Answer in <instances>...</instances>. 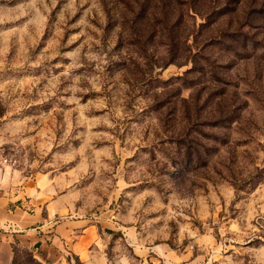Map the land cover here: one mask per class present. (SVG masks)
Listing matches in <instances>:
<instances>
[{"label": "rangeland", "instance_id": "374dc122", "mask_svg": "<svg viewBox=\"0 0 264 264\" xmlns=\"http://www.w3.org/2000/svg\"><path fill=\"white\" fill-rule=\"evenodd\" d=\"M0 190L62 264H264V0H0Z\"/></svg>", "mask_w": 264, "mask_h": 264}, {"label": "crops", "instance_id": "0c3cea01", "mask_svg": "<svg viewBox=\"0 0 264 264\" xmlns=\"http://www.w3.org/2000/svg\"><path fill=\"white\" fill-rule=\"evenodd\" d=\"M21 198L19 193L0 190V264H15L21 252L40 264H62L56 246L69 230L61 226L50 234L41 213L34 208L25 210Z\"/></svg>", "mask_w": 264, "mask_h": 264}, {"label": "trees", "instance_id": "16d2710c", "mask_svg": "<svg viewBox=\"0 0 264 264\" xmlns=\"http://www.w3.org/2000/svg\"><path fill=\"white\" fill-rule=\"evenodd\" d=\"M27 254V253H26ZM28 255V254H27ZM29 256V255H28ZM22 257H20V254H19V259H15V264H24L23 262H22ZM31 259V258H30ZM31 260H33V259H31ZM34 261V260H33ZM37 262V261H36ZM39 263V262H38Z\"/></svg>", "mask_w": 264, "mask_h": 264}]
</instances>
